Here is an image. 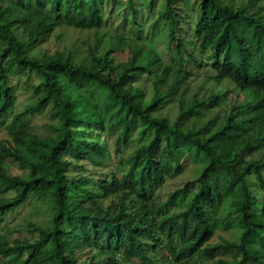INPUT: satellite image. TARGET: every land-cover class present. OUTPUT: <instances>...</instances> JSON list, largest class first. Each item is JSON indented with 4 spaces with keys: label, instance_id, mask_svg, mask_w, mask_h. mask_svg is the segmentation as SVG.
Returning <instances> with one entry per match:
<instances>
[{
    "label": "trees",
    "instance_id": "obj_1",
    "mask_svg": "<svg viewBox=\"0 0 264 264\" xmlns=\"http://www.w3.org/2000/svg\"><path fill=\"white\" fill-rule=\"evenodd\" d=\"M188 7L194 13L186 17ZM117 15L133 29L111 35L129 48L126 61L109 49H93L87 64L32 53L64 26L108 34ZM142 16L154 17L147 30L164 36L165 58L142 38ZM0 44V119L14 105V78L32 81L36 95L13 119L25 152L0 142V193L14 191L0 197V224L30 196L53 201L50 226L28 225L35 239L0 227V264H264V0H0ZM174 57L208 68L215 83L227 80L249 99L229 106L214 130L211 119L193 122L224 99L218 93L181 105L169 122L157 113L183 72L177 67L162 89ZM144 76L148 99L134 85ZM103 89L116 107L107 129L100 112L79 107L91 102L84 92ZM46 113L54 134L31 132L30 118ZM117 124L115 154L133 152L114 165L96 137ZM191 155L202 157L199 174L162 196ZM8 159L25 174L11 175ZM216 230H237L238 239L213 241Z\"/></svg>",
    "mask_w": 264,
    "mask_h": 264
},
{
    "label": "rangeland",
    "instance_id": "obj_2",
    "mask_svg": "<svg viewBox=\"0 0 264 264\" xmlns=\"http://www.w3.org/2000/svg\"><path fill=\"white\" fill-rule=\"evenodd\" d=\"M193 3V0H188ZM160 5V4H159ZM159 5L157 7H159ZM186 17L190 13H194L192 7L183 10ZM140 24H143V29L141 30L142 38L148 43L154 45L158 51L163 55L166 54V42L162 34L153 33L148 29V25L154 21V17L142 16L137 20ZM110 30L108 34H104L102 30L96 32L93 29H80L74 27H61L57 29L50 37L41 42L34 50L33 54L38 55L40 58H47L53 54H61L63 56L70 55L75 61L87 64L90 62V53L95 49V55L103 53L106 49H109L111 55L116 62L126 61L129 56V48L122 44L117 38H113L111 35L132 34V27L129 21L124 20L121 16H115L110 21ZM98 42L97 47L96 44ZM174 45V44H173ZM2 45L0 44V49ZM186 58V55H183ZM172 63V72H167L166 80L162 87L164 90L169 79H174L176 77V68L180 67L183 71L178 77V83L176 84L175 92L166 99L158 115L163 116L168 119L169 122H173L178 114L179 107L181 105H187L193 98H205L211 94H220L224 96L219 104L211 109L202 110L200 115L194 119L193 126L199 128L203 126L208 119H211L213 124L210 127L214 130L218 125L223 122L224 115L228 111V107L234 104L241 103L243 100L249 99V94L245 91L237 88L233 83L225 80L221 83H215L210 79L211 71L208 68L199 69L193 64L186 63L181 65L180 62L175 61ZM185 71L191 72L190 76H187ZM33 82H28L25 76H18L13 79V93L15 97V102L11 110L2 119H0V142H5L7 145L16 146L21 151L25 150L20 146L16 145L14 142V133L18 128V124L13 121L14 117L22 112L24 108L34 102L36 95L31 88ZM134 85L142 89L146 98L148 99L152 94V83L150 79L140 77L138 81L134 82ZM86 91L83 96L90 97L91 102L88 101L89 107L86 102L82 101L79 103V107L83 110L84 115L87 114H99L104 119V126L107 129L109 123H114L116 120V107L107 100L106 90H96V91ZM31 132L37 133L38 135H49L54 134V130L50 126V120L48 114H37L30 118ZM120 128L117 124L112 132L107 133L106 131L98 130L97 140L104 144L108 157L112 164H116L118 158H125L127 155L133 152V146H129L124 149L122 154H115V138L116 134ZM143 150L141 151V156L143 157ZM264 152V148H262ZM260 152L254 153L251 156L258 158ZM122 156V157H120ZM201 159L193 158V155L187 160L186 168L182 174L177 175L173 178H169L166 183L160 188V193L165 196L167 193L181 187L186 181L193 180L198 174L201 167ZM4 167L7 168L11 175H23L25 170L22 169L15 161L8 159L4 163ZM14 195V191L8 193H0V197L11 198ZM106 203V200L104 201ZM53 201L50 197L37 198L35 196H30L29 200L25 201L20 207L11 213L4 216L3 221L0 224L2 231L8 232L10 237L16 238H28L35 239L37 233H32L29 231V224L48 227L50 226V218L53 212ZM173 206V204H172ZM177 208L176 206L172 207ZM237 230H216L213 241H219L221 238L228 240L238 239ZM212 261L208 260H194L192 264H211ZM128 264H133V262H128Z\"/></svg>",
    "mask_w": 264,
    "mask_h": 264
}]
</instances>
